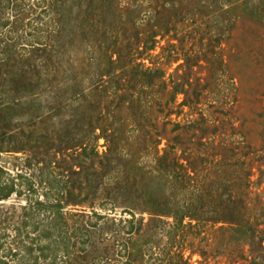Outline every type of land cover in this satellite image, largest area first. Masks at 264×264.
<instances>
[{
  "label": "rangeland",
  "instance_id": "rangeland-1",
  "mask_svg": "<svg viewBox=\"0 0 264 264\" xmlns=\"http://www.w3.org/2000/svg\"><path fill=\"white\" fill-rule=\"evenodd\" d=\"M167 144L242 225L149 214ZM0 264H264V0H0Z\"/></svg>",
  "mask_w": 264,
  "mask_h": 264
},
{
  "label": "trees",
  "instance_id": "trees-1",
  "mask_svg": "<svg viewBox=\"0 0 264 264\" xmlns=\"http://www.w3.org/2000/svg\"><path fill=\"white\" fill-rule=\"evenodd\" d=\"M174 149L167 144L161 154L159 152L154 154V172L157 176L164 178L167 184V187L165 184L167 204H164L167 208L161 214H149L173 218L177 222L176 225H180L185 218L196 222L228 226L242 225L244 219L238 206L240 199L233 195L236 184L231 182V179L237 176L235 170L239 166L236 163L219 161L215 165L216 167L214 166L208 173L201 171L200 179L196 177L197 180H195L188 167L177 164V161L168 158L169 150ZM193 174L198 175L197 171H193ZM178 191L187 196L181 203V207L175 205ZM246 230L250 233L249 244L253 246L254 243H257V236L252 228L245 229V233ZM259 243L261 244V242ZM260 246L262 247V245Z\"/></svg>",
  "mask_w": 264,
  "mask_h": 264
}]
</instances>
